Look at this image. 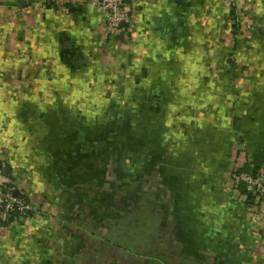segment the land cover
I'll use <instances>...</instances> for the list:
<instances>
[{
    "label": "crops",
    "instance_id": "obj_1",
    "mask_svg": "<svg viewBox=\"0 0 264 264\" xmlns=\"http://www.w3.org/2000/svg\"><path fill=\"white\" fill-rule=\"evenodd\" d=\"M231 1L131 0L109 31L94 0H0V159L34 207L0 264H264L229 177L264 167V0Z\"/></svg>",
    "mask_w": 264,
    "mask_h": 264
},
{
    "label": "built area",
    "instance_id": "obj_2",
    "mask_svg": "<svg viewBox=\"0 0 264 264\" xmlns=\"http://www.w3.org/2000/svg\"><path fill=\"white\" fill-rule=\"evenodd\" d=\"M96 6L105 13V27L113 31L120 27L121 23H128L131 19L127 0H94ZM226 5L231 6L232 1L226 0ZM5 161L0 159V231L9 227L19 215H28L33 211L32 203L25 197L14 194L15 182L9 174H4ZM231 183L239 189L244 186L247 192L256 194L254 201L259 209L260 239L264 245V167L258 171H239L234 169L229 173ZM245 200V199H244Z\"/></svg>",
    "mask_w": 264,
    "mask_h": 264
},
{
    "label": "rangeland",
    "instance_id": "obj_3",
    "mask_svg": "<svg viewBox=\"0 0 264 264\" xmlns=\"http://www.w3.org/2000/svg\"><path fill=\"white\" fill-rule=\"evenodd\" d=\"M22 82H24V85H26V81L24 80V81H22ZM56 161V160H55ZM55 161H53V162H55ZM166 168H167V166H166ZM132 194V193H131ZM119 195V194H118ZM243 200L242 201H246V200H244V197L242 198ZM148 208V207H147ZM150 209L149 210H147V209H145L146 211L145 212H148V213H145L144 215H149L150 214V212L151 211H154V207H149ZM58 210L60 211V209L58 208ZM67 214H68V216H69V213L67 212ZM99 215L100 216H95V218H98L99 220H101L102 218H103V220H105V218H106V216H105V214H103L101 211H99ZM100 217H102V218H100ZM109 217H111V216H109ZM56 220V219H55ZM63 221V220H62ZM93 226V229H94V231H96L97 230V232H99L101 235H103L104 236V233H103V229L104 228H106L107 229V227H105L104 225H102L101 226V228H100V226H94V225H92ZM55 229H57V231H54V230H52V228H51V233L49 232L48 234H47V236H46V239L50 242L51 241V239L53 238V236L54 235H59L60 236V240H59V244H57L58 246H59V248H62L63 249V244L66 242V244L68 245V243H69V241H67L68 240V238L69 237H71L72 238V236H69L68 235V233H69V228H66V225L63 223V222H61V224H59V227L56 225L55 226ZM71 230L72 231H74L73 230V227L71 228ZM76 230V229H75ZM67 232V233H66ZM110 233V229L107 231V233H106V235L107 234H109ZM113 235V234H112ZM115 236V235H114ZM124 237H125V235H123ZM113 238V240H115V242H117V243H120V244H123L124 246H125V244H127V243H124L125 242V240H127L128 238L126 237V238H121L120 237V235L118 236V234H116V236L115 237H112ZM55 241L56 242H58L57 240H56V238H55ZM84 241V246H85V240H83ZM49 247H51V246H49ZM109 247V246H108ZM115 249V248H114ZM113 249V250H114ZM168 257H170V256H168ZM151 261V260H150ZM168 263V262H167ZM169 264V263H168Z\"/></svg>",
    "mask_w": 264,
    "mask_h": 264
},
{
    "label": "trees",
    "instance_id": "obj_4",
    "mask_svg": "<svg viewBox=\"0 0 264 264\" xmlns=\"http://www.w3.org/2000/svg\"><path fill=\"white\" fill-rule=\"evenodd\" d=\"M128 2L131 1V0H127ZM248 167V166H247ZM258 168H246V169H240L239 171H257ZM239 193L242 195V198L244 197V199L247 201V202H250V203H253L255 200H256V194L252 193V192H247L244 188V186L240 185L239 187ZM18 195H21L20 193H18ZM23 196V195H21ZM25 198H27L26 196H23ZM30 213H32V211H30ZM21 216V215H19ZM26 216V215H25Z\"/></svg>",
    "mask_w": 264,
    "mask_h": 264
},
{
    "label": "water",
    "instance_id": "obj_5",
    "mask_svg": "<svg viewBox=\"0 0 264 264\" xmlns=\"http://www.w3.org/2000/svg\"><path fill=\"white\" fill-rule=\"evenodd\" d=\"M121 24H123V23H121ZM3 172H4V174H6V173H7V170L4 169ZM16 192H17V191H15L14 194H16Z\"/></svg>",
    "mask_w": 264,
    "mask_h": 264
}]
</instances>
